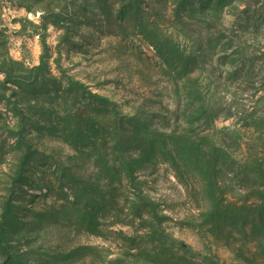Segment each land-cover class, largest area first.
<instances>
[{
	"label": "rangeland",
	"instance_id": "obj_1",
	"mask_svg": "<svg viewBox=\"0 0 264 264\" xmlns=\"http://www.w3.org/2000/svg\"><path fill=\"white\" fill-rule=\"evenodd\" d=\"M180 1L0 0V264H264V0Z\"/></svg>",
	"mask_w": 264,
	"mask_h": 264
},
{
	"label": "trees",
	"instance_id": "obj_2",
	"mask_svg": "<svg viewBox=\"0 0 264 264\" xmlns=\"http://www.w3.org/2000/svg\"><path fill=\"white\" fill-rule=\"evenodd\" d=\"M213 2H215L216 3V5H220L224 0H212ZM188 0H181L180 2H179V8L181 7V6H183V7H186V5L188 4ZM203 3V2H202ZM192 11H194V12H196V11H198L199 10V8H195V9H191ZM52 22L54 23V24H59L60 23V21H61V19H60V17H53L52 19ZM220 40V39H219ZM229 45V44H228ZM192 61H194V59H191V62ZM44 62H42V64L41 65H39V66H37L36 68H35V70L37 71V73H36V76L37 77H40V76H42L41 74L43 73V71H44ZM188 64V63H187ZM186 64V65H187Z\"/></svg>",
	"mask_w": 264,
	"mask_h": 264
}]
</instances>
